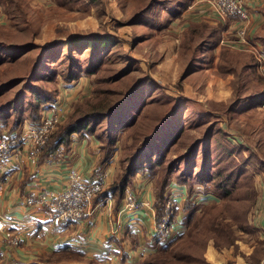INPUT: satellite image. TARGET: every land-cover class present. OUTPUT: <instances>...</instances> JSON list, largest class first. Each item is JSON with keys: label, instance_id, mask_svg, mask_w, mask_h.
I'll list each match as a JSON object with an SVG mask.
<instances>
[{"label": "rangeland", "instance_id": "rangeland-1", "mask_svg": "<svg viewBox=\"0 0 264 264\" xmlns=\"http://www.w3.org/2000/svg\"><path fill=\"white\" fill-rule=\"evenodd\" d=\"M190 1L9 0L10 4L3 5L5 13L0 11V102L12 100L21 118L23 110L38 111L32 89L56 92L59 101L55 103L62 104L65 112L56 131L67 116L74 118L90 106H99V101L104 103L100 91H114L116 101L139 79L158 83L160 92L156 91L158 87L153 89L156 93L150 94L137 125L125 134L124 145L142 142L154 127L151 119L169 113L180 102L178 117L186 126L180 140L164 153L165 164L206 135L202 141L210 144L209 151L197 156L200 160L193 170L205 157L214 176L217 169L226 176L234 163L233 171L241 172L229 196L205 193L216 197V202L204 199L196 205L192 201L182 229L176 231L177 239L160 247L165 251L154 253L155 248L152 256L158 264H213L208 259L212 251L221 264H236L238 258L248 264H264V240L254 227L258 184L264 178V57L259 60L252 50L222 44V40H235V23L221 24L212 9L208 21L188 22L191 8L177 7ZM258 26L255 37L264 56V18ZM213 29L224 33L218 37L220 31L216 32L215 40L207 46L203 42ZM71 37L75 41L66 43ZM246 41L254 43L248 33ZM164 99L170 100L165 109L160 106ZM233 103L240 107L226 110ZM78 105L82 107L77 109ZM3 112L10 127L15 115L7 109ZM23 121L29 122L20 120L11 130L22 127ZM178 121L172 125L180 128ZM0 132L11 131L2 127ZM135 134H139L137 139L133 138ZM222 144L233 151L224 154L227 151ZM205 147L196 146L195 151L200 153ZM189 159L193 162L192 155ZM216 182L217 178L209 183ZM208 185L196 191L211 192ZM247 246L258 250L249 251ZM74 252L78 251L55 255L44 264H102ZM252 253L251 259L248 256ZM225 254L229 257L223 262ZM126 260L120 258L118 263L126 264Z\"/></svg>", "mask_w": 264, "mask_h": 264}, {"label": "crops", "instance_id": "crops-1", "mask_svg": "<svg viewBox=\"0 0 264 264\" xmlns=\"http://www.w3.org/2000/svg\"><path fill=\"white\" fill-rule=\"evenodd\" d=\"M187 6L191 8L190 15H192L188 22L210 19L207 0H192ZM246 8L249 14V40L260 44L255 34L264 18V0H253ZM0 21H2L1 17ZM58 99L59 97L56 101H59ZM99 145V141L94 136L73 134L68 151L59 146L53 154L41 157V150L34 163L29 161L25 150L11 158L8 166L0 172L1 217L6 229L12 234H21L23 240L18 246H14L4 240L5 237L0 234V264H44L52 258L50 255L58 247L64 245L82 251L87 258L102 264H111L113 261L119 264L120 258L122 262L126 258V264H139L158 246L159 243L154 240L150 212L140 209L135 215L127 214L123 210L120 198L98 201L95 196L89 204L87 217L78 225L62 229H55L50 225L43 209L25 204L24 198L32 190L47 189L54 193L63 191L69 168H75L87 180H101L103 188H106L113 180L116 156L106 162L101 161L103 157H100ZM263 182L264 178L258 184L260 192L254 217V227L261 240H264ZM151 185L148 176L136 174L126 190L133 192L139 201L148 199L155 211ZM167 193L169 200L178 208L174 227V231H178L182 229L183 217L187 213L182 208L186 191L183 186L172 184ZM195 193L191 201L196 205L204 199H210V194H205L210 192L200 190V193L197 191ZM247 247L249 251L254 249L255 253L258 250L252 246ZM252 256L253 253L248 257L252 259ZM222 257L224 262L229 255L225 254ZM208 259L213 264H221L220 258L212 251L208 253ZM245 263L248 264L238 258L236 264Z\"/></svg>", "mask_w": 264, "mask_h": 264}, {"label": "trees", "instance_id": "trees-1", "mask_svg": "<svg viewBox=\"0 0 264 264\" xmlns=\"http://www.w3.org/2000/svg\"><path fill=\"white\" fill-rule=\"evenodd\" d=\"M4 3L10 4L9 0H0L1 11L3 12V14L5 13V9L3 8ZM181 4H179L177 9H180L182 6H185L186 8L187 3ZM218 31H220L218 37H221L223 31L213 29L209 34L210 38H206V41H204L205 39H203L204 42H202L207 46L210 45L208 44V42L213 43V40H215L213 36ZM75 39L76 38L71 37L69 38V40H67L66 43H71V41H75ZM86 41H88V39L84 42ZM84 42L80 43L79 45H82ZM30 48L32 49L33 47L30 46ZM68 79L71 80L72 78L68 77ZM13 81L14 80H12L11 82ZM155 87H158L156 91L160 92L161 87L158 83L156 84L153 81H149L147 79H139L123 95H119L116 101L115 99H113L115 97L114 91H100L104 95L102 99L104 103H101L99 101V106H90V109L86 110V113H81V115L74 118H69V116H67V119L58 126V130H54L55 132H53L49 136L45 146L42 148L41 157H47L48 155L53 154L59 146H62L65 151H68L73 134H79L81 136H94L100 143V157H103L101 161L103 160L104 162H106V160L112 159L114 155L116 156V165L114 168L113 180L106 188H102L101 191L97 192L94 197L96 196L98 201H104L107 198L114 200L120 198L121 200H123L124 191L126 190L127 186L132 184V181L136 174L146 175L151 179L152 182L151 190L154 198L156 221H158L164 214L165 206L167 203L170 204V208L172 210V220H175L178 208L176 204L172 203L169 200L167 190L170 185L174 184L177 186H183L185 188L186 198L183 202L184 207L182 208L188 214V212L191 211L190 209L193 207L191 197L193 196V194H196L195 192L197 187H209L208 184H210V187L212 188H210V193H212L213 195L216 196V194H218L220 196H229L230 191L234 189V187H236V183L238 182L239 178V176L237 175L241 171H233V169H235L234 163L233 167H231L232 169H230V171L225 174L226 176L222 175L218 169L214 171V176L212 175L213 171L211 170V168H208V162L210 161L205 157H203L202 162L197 165V170H193L195 163L200 160L202 154L205 151H209L210 144L208 142L203 143L202 141V138L206 135L199 138V140L193 143V145L187 147V151L185 149L181 150L179 154L175 155L174 159L165 164L164 153L169 147H172L173 144L175 145V143H177V140H180L182 134L181 132L186 126L182 124L180 117H178V112L181 108L180 102L174 104L169 113L163 112L161 113L162 116L158 119H151V121L154 122V127L151 131L145 133L142 142L140 141L139 143L134 145L129 144L128 142L125 144L129 145L125 146L123 141L125 134L129 132L131 128H134L137 125L138 117L146 109L148 103L150 102V94L156 93V91L153 90ZM94 91L97 92V90ZM55 93L51 91H41L37 88L32 89V94L34 100L36 101L35 107L38 111L29 112L27 110H23V113L21 112V118H19V116L17 115L19 114L18 110L12 100L0 102V128H8L11 131V134L12 132L19 131V127L15 131H12L11 129L17 128L20 120H28L30 124H38L41 119V112L43 111V108L46 109L56 102L57 97ZM96 98H99L98 94L96 95ZM169 101V99L162 100L160 106H163L165 109V107L168 106L169 103L167 102ZM235 105L236 103H233L231 106H229V108L227 106L226 110L230 111L234 107V109L236 110L240 107H236ZM81 107L82 106L78 105L77 109ZM4 109H7L10 115H15L14 124H12L10 127L6 126V118L4 117L5 112H3ZM121 109H123L124 111H121ZM126 110L127 112L125 113ZM90 117H92V120H88ZM207 117L209 118L210 116ZM174 120L181 121V124L179 126L180 128H178L176 125H172ZM180 121H178V123H180ZM98 127H104V130L99 131L97 130ZM138 137L139 134H135L133 138L137 139ZM206 145L208 148L205 147ZM196 146H203L205 148L199 153L198 151H195ZM222 146V149H225L224 146L228 145L222 144ZM228 149L229 150L225 149L227 153L224 152V154L227 155L231 153V151L233 150L230 149L234 148L228 147ZM124 150L127 151V154L125 156ZM193 152L199 154L196 155ZM191 155L193 156L194 165L191 164L193 162H190L191 159H189L191 158ZM199 155L200 157L198 159L197 156ZM245 177H247L248 179V176ZM216 178L218 179V182H216V184L209 183L215 182ZM209 198V201L216 202V197L209 195ZM175 234L176 231L170 239L163 241L161 240L160 235L155 236L154 240L155 242L157 241V243H159V247H156L154 253L157 250V252L165 251V248L160 249V247H164V244L172 243L174 240H176L179 234ZM71 248L72 247L69 245L58 247V249H56L50 256L53 258L55 255L70 253L71 250L74 249ZM74 253H77L79 254V256L86 258L85 253L82 251ZM154 253H150L149 255H147L146 257H149L148 260H146L145 258L141 260L139 264H158L156 256H152Z\"/></svg>", "mask_w": 264, "mask_h": 264}, {"label": "built area", "instance_id": "built-area-1", "mask_svg": "<svg viewBox=\"0 0 264 264\" xmlns=\"http://www.w3.org/2000/svg\"><path fill=\"white\" fill-rule=\"evenodd\" d=\"M252 1L207 0L209 9H212L216 16H219L218 22L221 24H226L228 21L235 23L232 34L235 40H222L221 43L238 49L252 50L259 60H263L261 46L246 41L249 24V14L246 7ZM261 72L264 73V63L261 66ZM64 114L63 105L55 103L43 110L38 124L23 121L22 127L17 132L11 134L0 132V172L8 166L12 157L21 154L23 150L27 152L29 161L34 163L49 136L64 118ZM262 187L264 189V182ZM102 188L101 180H87L81 172L75 168H69L63 191L54 193L47 189L32 190L24 198V202L27 205L38 206L43 209L46 219L55 229L68 228L78 225L87 217L91 200ZM1 199L2 185L0 184V234L11 245L18 246L22 243L23 236L19 233L12 234L6 229L1 217ZM122 204L123 210L127 214L135 215L140 209L150 212L154 237L160 235L163 241L170 239L174 234L176 223L174 219L172 220V210L169 203L166 204L164 214L158 221L155 219V211L148 199L139 201L135 194L129 190L124 192Z\"/></svg>", "mask_w": 264, "mask_h": 264}]
</instances>
